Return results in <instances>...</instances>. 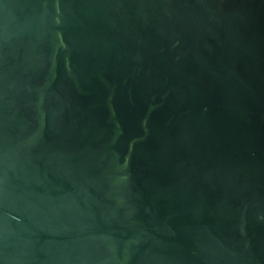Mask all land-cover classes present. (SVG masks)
<instances>
[{
	"label": "water",
	"instance_id": "95a60500",
	"mask_svg": "<svg viewBox=\"0 0 264 264\" xmlns=\"http://www.w3.org/2000/svg\"><path fill=\"white\" fill-rule=\"evenodd\" d=\"M0 264H264V0H0Z\"/></svg>",
	"mask_w": 264,
	"mask_h": 264
}]
</instances>
